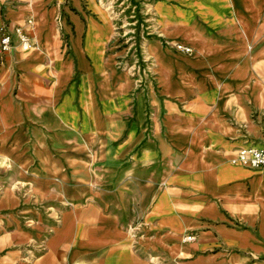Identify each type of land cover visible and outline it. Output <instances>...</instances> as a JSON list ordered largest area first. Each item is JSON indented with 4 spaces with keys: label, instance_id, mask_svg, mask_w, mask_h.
I'll use <instances>...</instances> for the list:
<instances>
[{
    "label": "crops",
    "instance_id": "crops-1",
    "mask_svg": "<svg viewBox=\"0 0 264 264\" xmlns=\"http://www.w3.org/2000/svg\"><path fill=\"white\" fill-rule=\"evenodd\" d=\"M172 2L142 73L141 0H0L35 24L0 66V264H264V170L231 161L264 145V0L214 30Z\"/></svg>",
    "mask_w": 264,
    "mask_h": 264
},
{
    "label": "rangeland",
    "instance_id": "rangeland-1",
    "mask_svg": "<svg viewBox=\"0 0 264 264\" xmlns=\"http://www.w3.org/2000/svg\"><path fill=\"white\" fill-rule=\"evenodd\" d=\"M117 1L119 0H102L104 6L108 4V6L114 7L113 9L115 10L116 15H117V4L115 2ZM157 1L159 0H141V14L137 13V11L130 12V9H127L123 13V16L125 15L128 16L129 21L136 22L137 20H139L138 22L141 23V27H139L140 26L139 23L132 22L133 27L134 26L136 27L138 24V26L136 27L138 29L135 32H130L131 34L138 36L139 28L141 29V55H138V53L140 54V52H137L135 49L137 46H134V50L130 52V55L133 54V56L136 57L137 59L138 57H141L138 60L137 67L141 68L142 73L144 72L149 73L150 71H152V68L154 67V62L152 59H150V56L154 54L152 48L150 49V44L156 41H152L148 45V47L146 42L149 41V38L153 39L154 37H158L162 40H165V37L161 36L160 33V29L163 24L161 22V15L158 14L155 9V4L157 3ZM172 1H173L172 4L174 6L184 5L187 6L189 9H193L195 15L201 16L212 30L222 25L223 22H228L233 18L229 0H219V3H216L214 0H172ZM190 13L191 12H189L188 16L190 15ZM259 38L260 39L264 38V31L260 32ZM182 40L183 39H181V41ZM181 41L178 39L172 42L168 40L166 45L171 47L176 52H182V53L175 52L176 54L187 53L186 51L178 49V44L185 45V43H181ZM195 52H193V54ZM130 58L132 59V56ZM258 70L264 71V62L258 65Z\"/></svg>",
    "mask_w": 264,
    "mask_h": 264
},
{
    "label": "built area",
    "instance_id": "built-area-1",
    "mask_svg": "<svg viewBox=\"0 0 264 264\" xmlns=\"http://www.w3.org/2000/svg\"><path fill=\"white\" fill-rule=\"evenodd\" d=\"M111 6L106 5L107 9ZM17 36V40L14 38ZM35 24L28 18L24 24H15L8 29L7 24L0 27V66L4 65L6 58L17 48L27 52L34 46ZM178 49L190 53L193 48L188 45L178 44ZM235 165H242L255 170H264V146H248L239 150L237 156L231 160Z\"/></svg>",
    "mask_w": 264,
    "mask_h": 264
},
{
    "label": "bare ground",
    "instance_id": "bare-ground-1",
    "mask_svg": "<svg viewBox=\"0 0 264 264\" xmlns=\"http://www.w3.org/2000/svg\"><path fill=\"white\" fill-rule=\"evenodd\" d=\"M182 43V42H181ZM194 48V47H193ZM195 49V48H194Z\"/></svg>",
    "mask_w": 264,
    "mask_h": 264
}]
</instances>
